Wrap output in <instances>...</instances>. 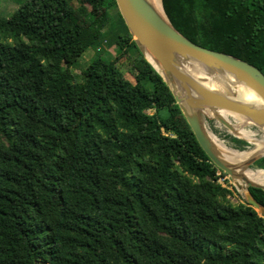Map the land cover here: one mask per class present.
Masks as SVG:
<instances>
[{
	"label": "trees",
	"instance_id": "obj_1",
	"mask_svg": "<svg viewBox=\"0 0 264 264\" xmlns=\"http://www.w3.org/2000/svg\"><path fill=\"white\" fill-rule=\"evenodd\" d=\"M162 6L183 36L264 75V0ZM110 28L116 54L73 76ZM217 171L114 0H20L0 16V264H264V217L232 204Z\"/></svg>",
	"mask_w": 264,
	"mask_h": 264
},
{
	"label": "water",
	"instance_id": "obj_2",
	"mask_svg": "<svg viewBox=\"0 0 264 264\" xmlns=\"http://www.w3.org/2000/svg\"><path fill=\"white\" fill-rule=\"evenodd\" d=\"M114 1L132 40L167 85L199 147L232 180L234 188L245 193L244 201L264 217V207L248 191V187L264 190V184L249 181L245 174L264 152L251 150L244 160L231 161L206 127L210 118L230 135L253 142L237 134L233 115L264 131V75L242 59L192 42L175 29L164 10V15L160 14L149 0ZM242 91L252 99H244Z\"/></svg>",
	"mask_w": 264,
	"mask_h": 264
},
{
	"label": "rangeland",
	"instance_id": "obj_3",
	"mask_svg": "<svg viewBox=\"0 0 264 264\" xmlns=\"http://www.w3.org/2000/svg\"><path fill=\"white\" fill-rule=\"evenodd\" d=\"M18 1L20 0H0V16L2 17H7L9 14L13 11L15 6L18 4ZM114 28L107 29L104 31L103 38L100 41V44L96 47H89L87 48L77 59V61L73 64V66L70 68V72L73 76L78 75L79 71L84 68L88 62L95 57L96 51L98 49H103L104 53L103 56L105 58H111L113 57L116 52H117V45L114 42ZM125 77L129 79L130 81L132 80L131 75L126 71L124 73ZM226 115V113H225ZM234 120V125L237 128L238 121L237 119L233 116ZM206 127L211 131V133L221 142H223L224 145H226L231 151H234L232 147L227 144V141L225 140V135L229 134L227 130L219 126L217 122H215L213 119H208L206 121ZM244 129L251 131L253 134L251 138H254L256 141H260L264 143V131L258 128H255L251 125H246L244 126ZM222 139V140H221ZM230 143V142H228ZM231 144V143H230ZM256 146V142H250L247 143V145H243V151L240 150L239 152H249L253 150ZM237 152V151H234ZM257 168L254 165H251L249 167V170H256ZM232 184V180H231ZM244 194L243 192H233L229 195L228 199L232 204H237L241 201H244ZM259 213V211H257Z\"/></svg>",
	"mask_w": 264,
	"mask_h": 264
},
{
	"label": "bare ground",
	"instance_id": "obj_4",
	"mask_svg": "<svg viewBox=\"0 0 264 264\" xmlns=\"http://www.w3.org/2000/svg\"><path fill=\"white\" fill-rule=\"evenodd\" d=\"M151 2V4L153 5V7L157 10V12H159L160 14L164 15L162 6H161V0H149ZM150 59V58H148ZM243 92V91H242ZM243 98L250 100L252 99V95L246 92H243ZM237 121V128H236V132L237 134L244 136L243 133V128H242V121L245 123V125H249L244 119L240 118L237 115H233ZM252 133V132H251ZM253 134V133H252ZM251 135L248 136H244L245 138L256 142V146L253 149V151H251L252 153L254 152H264V143L263 142H258L256 141L254 138H251ZM213 141L215 142V144L217 145V147L219 148V150L221 152H223L225 154V157L228 158L231 161L234 162H239L244 160L247 156H249L251 154V152H234L231 151L226 145L223 144V142L219 141L218 139H216L213 136ZM222 140V139H221ZM246 177L248 178L249 181L253 182V183H257V184H264V170L261 169H256V170H247L246 171Z\"/></svg>",
	"mask_w": 264,
	"mask_h": 264
},
{
	"label": "built area",
	"instance_id": "obj_5",
	"mask_svg": "<svg viewBox=\"0 0 264 264\" xmlns=\"http://www.w3.org/2000/svg\"><path fill=\"white\" fill-rule=\"evenodd\" d=\"M216 182L220 184L221 186L229 185L231 184V179L225 174H221L219 171L216 172ZM233 185V184H232ZM229 197V195H228Z\"/></svg>",
	"mask_w": 264,
	"mask_h": 264
},
{
	"label": "crops",
	"instance_id": "obj_6",
	"mask_svg": "<svg viewBox=\"0 0 264 264\" xmlns=\"http://www.w3.org/2000/svg\"><path fill=\"white\" fill-rule=\"evenodd\" d=\"M235 192H238V191L235 189Z\"/></svg>",
	"mask_w": 264,
	"mask_h": 264
}]
</instances>
